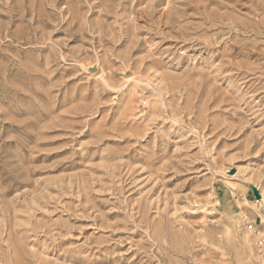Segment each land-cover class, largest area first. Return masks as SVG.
<instances>
[{
  "label": "rangeland",
  "instance_id": "rangeland-1",
  "mask_svg": "<svg viewBox=\"0 0 264 264\" xmlns=\"http://www.w3.org/2000/svg\"><path fill=\"white\" fill-rule=\"evenodd\" d=\"M262 199L264 0H0V264H264Z\"/></svg>",
  "mask_w": 264,
  "mask_h": 264
},
{
  "label": "bare ground",
  "instance_id": "bare-ground-1",
  "mask_svg": "<svg viewBox=\"0 0 264 264\" xmlns=\"http://www.w3.org/2000/svg\"><path fill=\"white\" fill-rule=\"evenodd\" d=\"M260 202H261V205H262V207H263V209H264V199H262V200H260ZM239 241H241L242 243H243V245H250L251 244V240H250V234L248 233V234H244L243 236H241L240 238H239ZM253 243H254V241H253ZM252 243V244H253ZM243 247V246H242ZM245 248V247H244ZM249 250V249H248ZM242 251V250H241ZM241 253V252H240ZM241 255V254H240ZM252 255V254H251Z\"/></svg>",
  "mask_w": 264,
  "mask_h": 264
},
{
  "label": "built area",
  "instance_id": "built-area-1",
  "mask_svg": "<svg viewBox=\"0 0 264 264\" xmlns=\"http://www.w3.org/2000/svg\"><path fill=\"white\" fill-rule=\"evenodd\" d=\"M248 228H249L250 230H252V231H255V228H253V225H252V224H249V225H248Z\"/></svg>",
  "mask_w": 264,
  "mask_h": 264
}]
</instances>
